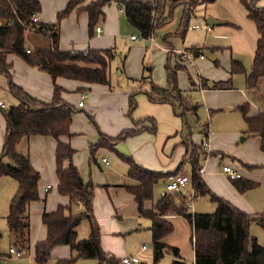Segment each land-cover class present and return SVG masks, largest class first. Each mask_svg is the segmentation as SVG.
I'll list each match as a JSON object with an SVG mask.
<instances>
[{
	"label": "trees",
	"instance_id": "obj_1",
	"mask_svg": "<svg viewBox=\"0 0 264 264\" xmlns=\"http://www.w3.org/2000/svg\"><path fill=\"white\" fill-rule=\"evenodd\" d=\"M213 1L92 0L85 3L86 0H70L65 8L58 12L55 24H43L32 20V15H37L41 10L39 0H0V75L6 78L8 90L17 101L16 106H10L3 111L6 133L0 153V179L9 177L16 183V190L9 200L5 217L11 247L20 254L29 252V208L30 204L42 200L38 192L40 175L32 167L28 151H19L18 144L32 136H48L56 141L57 190L59 194L69 198V204L59 205L54 211L42 213L41 222L46 228V236L34 244V263L47 264L51 259L53 248L66 245L71 253L75 254L72 253L68 258H58L53 264H74L77 259H95L97 264H117L112 255L102 250L100 228L92 208L96 186L91 181L85 183L82 180L79 170L72 164L74 149L68 142L61 140L63 137L70 138L73 135L70 125L78 109L63 99L62 94L65 91L56 83L58 78H64L110 87L109 64L115 52L112 49L89 50L83 55V53L60 51L57 48L59 22L74 10L85 12L88 17V36L91 37L96 24L105 15L104 9L115 3L121 9L126 21L147 41L156 31L162 30L172 19L173 11L180 8L181 15L176 29L162 36L163 44L171 46V39L183 37L189 28L197 6ZM257 1L240 0L246 10L247 18L254 23L258 33L251 69L246 72L237 61H233L230 68L231 75L245 76L246 88L253 93V99H257L259 81L264 78V7H259ZM28 31H35L48 37L50 46L35 47L27 52L26 32ZM197 50L198 47L190 48L194 53ZM9 55H14L29 67L50 76L53 84L50 102L30 96L12 81L11 63L7 59ZM179 68V65L171 66L168 62L165 65L167 86L149 81V89L144 90L143 93L152 103L168 104L173 110L177 107L180 113L176 115L183 118L187 113L195 114L198 105L192 103L187 93L178 87ZM202 85L204 86V83ZM215 88H231V80L218 82ZM137 93L133 92L129 95L128 115H131L137 106L135 100ZM261 95L263 97V94ZM237 108L243 115L247 137L259 138V149L264 153V111L251 115L249 102ZM144 122H149L151 127L126 129L115 137H107L100 133L99 140L90 146V156L91 161L95 162L96 151L107 149L114 152L127 165L128 177L133 180V184L125 185L124 188L137 204L138 215L151 221L149 229L152 233L153 264H158L166 252L174 254L170 264H184L178 249L162 242V238L173 230V225L167 219L171 214L184 216L191 227L190 241L194 264H264V245H259L250 232L252 223L264 228V212L247 214L210 190L202 178L200 169L205 156L209 157L216 153H204L199 145L195 146L196 153L192 152L189 156L192 193L195 198L207 196L215 204V211L207 214L187 213L185 204L189 199L182 192H165L150 209L144 208L145 202L152 200L154 185L167 174L144 169L132 157L120 154L115 148L118 143L143 130L154 133L156 123L153 119L145 118L135 123L140 125ZM231 184L239 193H244L258 185L245 178L231 180ZM76 207H81V210L76 211ZM84 220L89 225V234L88 237L80 239L76 228ZM2 256L3 253H0V257ZM2 262L0 259V264Z\"/></svg>",
	"mask_w": 264,
	"mask_h": 264
},
{
	"label": "crops",
	"instance_id": "obj_2",
	"mask_svg": "<svg viewBox=\"0 0 264 264\" xmlns=\"http://www.w3.org/2000/svg\"><path fill=\"white\" fill-rule=\"evenodd\" d=\"M69 1L70 0H48L46 4H41L40 2L41 10L37 14L38 22L43 24H55L57 22L58 12L62 11ZM257 5L259 7H264V0H258ZM115 7L119 12L116 11ZM202 7L201 18L206 23L205 29H200L197 25L190 27L196 30V33L202 31L200 36L196 38L197 44L190 48L198 47L195 54L203 55V59L196 58L193 62H188L180 57H171L170 54H166L164 51L163 43L160 44V52L162 55H167L169 61L180 66V70H178V73L182 74V78L180 82H178L180 89L188 93L193 103L199 104V107L204 106L209 114L214 112L213 109H218L216 112H222L224 109H226V111H232L246 102L250 103L251 108L249 113L251 115L256 114L258 111H262L257 107L256 103L249 101V95L252 93L246 88L245 76L243 74H230L233 61L239 62L245 68L246 72H249L251 69L256 49V41L258 39V33L254 23L247 18L246 10L240 0H214L211 3L202 5ZM104 13V17L96 24V26H100V32L97 33L94 29L93 35L89 37L87 14L81 11L77 12V10L72 11L59 22L57 48L60 51L83 53V55L84 52L86 53L89 50H114L117 35L121 33L122 29H125L123 21L127 24L129 23L115 3L108 5L104 9ZM209 18L219 21L220 23L210 26L207 23ZM177 25L176 22L173 26L164 30H159V32L162 33L166 30L171 31L175 29ZM129 26L133 30H136L130 24ZM157 33L158 31L154 33V36ZM131 36L134 35H130L129 39ZM154 36L152 38H154ZM184 37L185 35L183 38ZM136 39H130V41L133 42L136 41ZM26 43L27 49L30 50H33L35 47L50 46L49 38L35 31L26 32ZM147 45H149V42ZM190 48H185L184 46L179 47V49L188 50H190ZM7 59L8 62L11 63V79L15 84L22 87L27 94L34 98L44 102L51 101L53 84L48 74L36 68L29 67L14 55H9ZM228 79L231 80V88H215L216 83ZM56 83L65 91L62 94L63 99L78 109L70 125V131L73 135L70 138L63 137L61 140L68 142L74 149L72 164L79 170L82 180L85 183L91 181L96 186L92 208L94 217L98 224L102 225V229L104 225L103 221L111 220L112 222V220H114L113 218L120 220L127 206L130 207L132 215L135 213L133 216L139 218L143 217L138 215L137 204L124 188L125 185L133 184V180L128 177L127 165L115 156L116 154L109 152L107 149L97 150L94 154L95 162L91 161L90 146L99 140L100 133L107 137H115L126 129L151 127L149 122L136 125L135 122L142 120V118L156 120L159 125L161 122L165 123L164 127L160 129V137H155V134H152L148 130H143L139 134L118 143L115 146L116 150L123 155L132 157L137 164L149 171L165 174L176 172L188 177V175L181 172L180 167L184 162V157L191 151L188 147H184L183 140L180 141L179 139V119H176L178 116H172L168 104L145 103L144 97L140 95L137 97L139 108L136 112L133 111L134 113L132 112L133 115L131 116L128 115V100L132 92V85L126 86L125 88H116L111 86V83L109 87L106 85L86 84L64 78H58ZM157 83L160 85L164 84V82L159 81H157ZM203 83L204 86L202 85ZM259 84H261V86L263 85L260 87L263 90H259L264 91V78L260 79ZM259 90L257 92L259 96H262L261 94L264 95V93L259 92ZM84 92L88 93L85 98L82 97ZM80 100L83 101L82 107L77 106ZM4 102L10 106L17 105V101L8 90L6 78L0 75V153L6 133V121L3 114L5 110H3L4 107H2ZM140 104L146 107L145 111L141 110ZM83 112H85L88 119L83 114L77 115ZM76 115L77 118H74ZM201 133L202 135L203 133L208 134L209 152L216 153L217 150L213 149L215 142L213 141V136L209 135V129L206 128L202 130ZM227 135L233 136L232 133ZM246 137L244 141L247 139ZM253 138H256L255 144L257 151L261 152L259 149V138ZM55 147L56 141L48 136H32L28 140H22L18 144L19 151H28L30 163L40 175L38 192L42 200L30 204L29 208L30 241L33 243V247L36 242L43 240L46 236V228L41 222L42 213L54 211L59 205L65 206L69 204V198L59 194L57 190L58 180L55 171ZM106 152L111 153V155L115 157V161L113 160L112 164L109 163V160L105 156ZM188 154L190 156V153ZM261 154L263 157L260 162L264 161V153L261 152ZM219 156L218 158L221 159L222 157ZM216 157L211 155L203 162L207 163L208 160L212 158L216 159ZM103 158L107 160V164L102 161ZM233 158L235 159L232 161L236 162V164L231 162L230 164L224 165L230 166L237 171L240 174V178L252 180L251 178L253 175L251 172L245 173L240 168V164L236 161L241 160L236 157ZM118 160H120L121 163H119ZM263 163L264 162L260 164ZM243 164L252 167L260 166V164L249 162H242V166ZM65 165H67V163H65ZM202 166L204 170L205 164L203 163ZM207 173L205 174L203 171L201 175L204 182L206 181L208 184V179L205 177ZM164 179L165 177L161 179V181L164 182ZM229 181L231 183L230 179ZM225 182L224 185L220 184L221 187L227 189L228 193V195L225 194V198L223 199L247 214H260L258 213L259 211L261 213L264 212V199L259 200V205L255 204L257 207L253 206L250 202V200L254 201L257 199L253 195H247L251 194L249 192L253 189L247 190L244 193H239L232 184H229L227 181ZM15 190L16 183L13 179L9 177L0 179V217L2 218V222H4L5 229L3 231L7 235L9 243L10 238L6 228L5 217L8 212L9 200ZM165 192L166 191H162L161 196ZM147 202L148 201L145 203ZM151 205L153 204L151 203ZM148 207L149 206L146 207L144 204L145 209H150ZM75 210H81V207H76ZM82 222L76 228L77 236L80 239L88 237L89 234V225L87 224L85 227V225H82ZM255 224L258 225L257 223ZM111 225L109 230L103 233H101L99 225L101 246L102 250L112 255L118 264V259L120 257L117 258L115 254L121 255L122 252H118L120 250L110 246V242L120 240L121 226L114 222L113 224L111 223ZM10 248H13L11 244L9 249ZM71 254L70 248L66 245L56 246L51 251V256L54 258L53 262L58 258H68Z\"/></svg>",
	"mask_w": 264,
	"mask_h": 264
},
{
	"label": "rangeland",
	"instance_id": "obj_3",
	"mask_svg": "<svg viewBox=\"0 0 264 264\" xmlns=\"http://www.w3.org/2000/svg\"><path fill=\"white\" fill-rule=\"evenodd\" d=\"M89 1L90 0H87L86 2ZM39 2H41V4H46V2L48 3V0H39ZM202 9L203 7L201 4L197 6V11L195 15L191 18L189 28H187L184 34L185 37L172 38L171 46L175 48H179L182 46H184L185 48H190L197 44L196 38L200 36L202 31L199 30L200 32L196 33V30H193L190 27L193 25H197L200 29H205L206 23L201 18ZM180 15V8L175 9L172 13V19L162 30L173 26L176 22L178 24ZM123 22L125 25V29H122L121 33L116 37V45L115 49L113 50L115 52V56L113 57V59L110 60L109 77L111 86L113 87L125 88L126 86L132 85L133 88L131 93H137L139 91L135 96L137 107L135 108L134 112H136L139 108V103L137 99L138 96L142 95L141 97H144L143 99L145 103H151L143 93L144 90L149 89V81H152L154 84L157 85H160L157 83V81L164 82V84L160 86H167L165 65H167L168 62H170L171 66H174L175 64L172 61H169V59H167V55H162V53L160 52V44L163 43V34H169L170 32H173L176 28L171 31L166 30L162 33L158 31V33L155 34L153 40H147L149 42V45L146 46V40L141 37L139 32L133 30L125 21ZM130 35H134L137 38L136 41H130ZM178 72L179 71H177V85L178 82H180V79L182 78V74ZM262 86L261 84H259L258 90H263L260 88ZM260 90L259 92L264 93V91ZM249 101L256 103L257 107L260 110L264 111V95L263 97H259L258 94V98L253 99L252 93L249 95ZM9 106L10 105L4 102V105L2 106L4 107L3 110L9 109ZM140 107L141 110H146V107L144 105L140 104ZM168 107L170 109V112L172 113V116L176 117V114L180 113V109H178L177 107L174 110L171 105H168ZM213 110L214 112H212V114H209L208 110L205 109L203 106L199 107L195 114L187 113L183 117L184 119L180 116H178V118L176 117V119H179V139L180 141L183 140L184 147H188L190 149L191 152H188L190 154L192 152L196 153L194 152V149L196 145H200L201 143L202 130H205L206 128L209 129V135L213 136V141L215 142L213 149L217 150L218 153L216 152V155H214V157L217 156L216 159L212 158L208 160L207 163L203 162L205 164L203 171L205 172V174L209 172L205 176L208 179L209 183L207 184L206 181L205 183L214 194L221 198H225V194L228 195L227 189L221 187L220 184L224 185L226 183L225 181H227L229 184L231 183L227 176L221 172V168L225 166L224 164H230L231 162L236 164V162L232 161L235 159L233 157L240 159L242 162H249L254 164H260L264 161L260 162L262 160L263 155L256 149V138L246 137V124L244 122L243 115L238 110V108L236 107L232 111H226V109H224V111L222 112H216L218 111V109ZM133 113L131 114V116L133 115ZM81 114H83L88 119L85 112L79 113L77 115ZM77 115L74 118H77ZM164 124L165 123L161 122L159 125L156 121V130L154 133H152L155 134V137L161 136L160 129L164 127ZM231 133L233 134V136L227 135ZM241 137H246L247 139H245V141H240ZM109 152H106L105 156L109 160V163L112 164V161H115V157ZM188 153L184 157V162L181 164L180 168L181 172L188 175L189 179H191V165L189 163ZM218 156L222 158L219 159ZM207 157L208 156H205V159H207ZM118 161L119 163H121L120 160ZM200 161H202L201 158ZM236 161L240 164V168L245 173L249 171L251 172V174L253 175L251 178L252 181L258 184L255 188H253V190L249 192L251 194H247L253 195L257 198L254 201L250 200L252 205L257 207L255 204L259 205V200L264 199V163L260 164L259 167L250 168L251 166L248 167L249 165L243 164V167L241 161ZM164 187L165 184L161 180H159L154 185L152 201H148L147 203H145L146 207L149 206L148 208H151V203L155 204L158 201L161 196V192L165 191ZM183 193L184 195H187L189 199L187 205V213L207 214L213 213L215 211V204L211 202L207 196H200L193 200H190L189 195L192 194L191 182H189L185 186ZM258 213L261 212L259 211ZM133 215L130 207H125V210L123 211L120 220L117 218H113L114 220H112V222L111 220L103 221V229L102 225L99 224L101 228V233L108 231L109 228L112 226L111 223H118L121 226L120 240L110 242V246L120 250L118 252H122L121 255L115 254L117 258L125 254L128 256H137L140 261V264H153L152 233L149 229L150 221L148 219L135 217ZM167 218L173 225V230L162 238V242L167 246H173L177 248L180 259L184 264H193L194 253L190 241L191 227L187 219L184 216L176 214H171ZM87 224L88 223L86 220L82 222V225H85V227L87 226ZM4 229V222H2V218L0 217V253H4L3 256L0 257V259L3 261L2 264H35L33 261V243H31L30 241V250L26 254H23L21 256L12 253L10 254V243L8 241L7 235L3 231ZM250 232L251 235L256 238L257 243L259 245H264L263 227H261L259 224L256 225L255 223H252L250 227ZM143 245L146 248L142 250L141 247ZM72 253V255L75 254L74 252ZM173 258L174 254L172 252L168 254L166 253L158 264H170ZM53 259L54 258L51 256V259L47 264H53ZM74 264H97V261L95 259H77Z\"/></svg>",
	"mask_w": 264,
	"mask_h": 264
},
{
	"label": "built area",
	"instance_id": "obj_4",
	"mask_svg": "<svg viewBox=\"0 0 264 264\" xmlns=\"http://www.w3.org/2000/svg\"><path fill=\"white\" fill-rule=\"evenodd\" d=\"M121 11V9H119ZM32 20L34 22L38 21L37 15H32ZM95 31L97 33L100 32V26H95ZM153 37V36H152ZM150 37L149 40H153V38ZM130 39L135 40L136 37L135 36H131ZM164 51L168 54L171 55V57L174 58H182L183 60H186L188 62H193L196 58L199 59H203L204 56L203 55H196L193 51H190L188 49H179V48H175L172 46H165L163 47ZM27 52H29V49L26 50ZM86 53L84 52V55ZM88 93L84 92V94L82 95V97H87ZM1 105V103H0ZM3 106V105H2ZM78 107H82L83 106V101L80 100L77 104ZM208 134L207 133H203L202 138H201V143H200V148L204 153H210L209 152V144H208ZM102 161L104 163L107 164V160L105 158L102 159ZM221 171L223 174H225L227 176V178H229L230 180H234V179H238L240 178V174L235 171L234 169H232L230 166H223L221 168ZM203 172V166L200 169V173ZM189 179L187 176L183 175V174H178V173H168L165 176L164 179V184H165V191L169 192V193H181L183 192L185 186L188 184ZM190 200L195 199L193 193L189 195ZM189 200L186 203V206L188 205ZM146 247L143 245L141 247V249H145ZM10 253L12 254H16V255H21L14 247L9 249ZM118 264H140V261L138 259L137 256H128V255H123L118 259Z\"/></svg>",
	"mask_w": 264,
	"mask_h": 264
},
{
	"label": "water",
	"instance_id": "obj_5",
	"mask_svg": "<svg viewBox=\"0 0 264 264\" xmlns=\"http://www.w3.org/2000/svg\"><path fill=\"white\" fill-rule=\"evenodd\" d=\"M207 23H208L210 26H213L214 24L216 25V24H219L220 22H219V21H216V20H214V19H212V18H209ZM147 44H148V42L145 41V45H147ZM240 141H244V137H241Z\"/></svg>",
	"mask_w": 264,
	"mask_h": 264
}]
</instances>
